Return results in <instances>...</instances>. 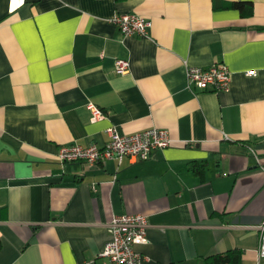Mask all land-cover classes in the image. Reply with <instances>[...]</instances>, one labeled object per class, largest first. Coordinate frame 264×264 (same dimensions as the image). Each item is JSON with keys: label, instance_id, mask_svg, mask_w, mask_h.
<instances>
[{"label": "crops", "instance_id": "obj_1", "mask_svg": "<svg viewBox=\"0 0 264 264\" xmlns=\"http://www.w3.org/2000/svg\"><path fill=\"white\" fill-rule=\"evenodd\" d=\"M124 13L147 34L122 35ZM214 64L228 91L189 85ZM109 127L172 142L146 161H58ZM124 214L146 219L144 264H264V0H0V264H103Z\"/></svg>", "mask_w": 264, "mask_h": 264}, {"label": "built area", "instance_id": "obj_2", "mask_svg": "<svg viewBox=\"0 0 264 264\" xmlns=\"http://www.w3.org/2000/svg\"><path fill=\"white\" fill-rule=\"evenodd\" d=\"M113 23L124 36H145L151 22L137 15L124 13L113 18ZM130 63L127 60L115 62V72L119 75L128 73ZM249 72L248 75H254ZM189 85L200 90H229L231 73L224 64H214L208 68H190L187 72ZM87 108L92 113V120L102 118V112L93 104ZM109 141L103 146L63 145L59 147L57 159L60 163H83L90 167L105 160L121 162L124 157L146 161L160 150L168 148L172 142L169 132L151 128L134 134H120L115 127L106 129ZM148 224L142 215L124 214L113 216L110 223V240L101 251L103 264H144L148 258L136 250L137 246L147 241ZM260 240L258 252L264 257V223L258 226Z\"/></svg>", "mask_w": 264, "mask_h": 264}, {"label": "trees", "instance_id": "obj_3", "mask_svg": "<svg viewBox=\"0 0 264 264\" xmlns=\"http://www.w3.org/2000/svg\"><path fill=\"white\" fill-rule=\"evenodd\" d=\"M232 7L241 11L242 15L251 14V8L244 3H232ZM207 262L208 264H238L239 253L235 251H229L225 254L212 256L208 258Z\"/></svg>", "mask_w": 264, "mask_h": 264}]
</instances>
